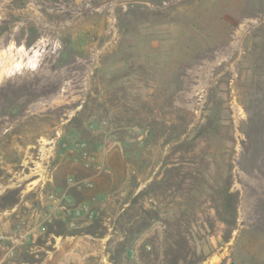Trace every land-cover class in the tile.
<instances>
[{"label": "rangeland", "instance_id": "374dc122", "mask_svg": "<svg viewBox=\"0 0 264 264\" xmlns=\"http://www.w3.org/2000/svg\"><path fill=\"white\" fill-rule=\"evenodd\" d=\"M0 1V264H264V0Z\"/></svg>", "mask_w": 264, "mask_h": 264}, {"label": "crops", "instance_id": "0c3cea01", "mask_svg": "<svg viewBox=\"0 0 264 264\" xmlns=\"http://www.w3.org/2000/svg\"><path fill=\"white\" fill-rule=\"evenodd\" d=\"M91 192V191H90ZM89 193V192H88ZM92 193V192H91ZM67 194V193H66ZM87 194L85 193V197H87L86 196ZM67 196H69L68 194H67ZM75 197V199H80L81 197H79V196H74ZM64 203H65V201L61 198V200H60V206H58V207H60V208H62L63 206H64ZM56 209V205L53 207V210H55ZM61 212V211H60ZM35 214L34 213H32L31 215H30V219L28 220V227H30V229L33 227H35L37 224H36V219H37V217H35L34 216ZM9 221L8 220H5V221H0V248H1V242H3L2 240H1V238L2 239H5V237L6 238H9V239H12L11 241H13L12 243H13V245L14 246H16V247H19V245H20V243H21V238H22V236L19 234L18 235V237H17V233H16V231H14L13 233H10L9 235H6V233H5V231H8L10 228H9ZM12 224H13V222H12ZM17 227V226H16ZM25 232V231H24ZM52 235H54L55 236V234H53V233H51ZM57 236V235H56ZM55 236V237H56ZM49 257H52V256H49ZM51 259V258H50ZM47 261V260H46ZM22 263V261L20 262V264ZM60 263L62 264V260H60Z\"/></svg>", "mask_w": 264, "mask_h": 264}, {"label": "bare ground", "instance_id": "6f19581e", "mask_svg": "<svg viewBox=\"0 0 264 264\" xmlns=\"http://www.w3.org/2000/svg\"><path fill=\"white\" fill-rule=\"evenodd\" d=\"M32 5H33V4H32ZM4 6H6V2H4V1H0V11L4 9ZM253 22H254V21H253ZM240 26H241V25H240ZM242 26H243V25H242ZM240 33H241V30H238V31L236 32L235 36H236V37L239 36ZM6 37H7V36H6ZM6 39H7V38H6ZM238 41H239V39H238V40L235 39V40L232 42V45H233V46L238 45ZM239 42H240V41H239ZM0 43H1V46H3V43H5V40H0ZM14 49H15L14 41H12V42L10 43V45L7 47V49L5 50V54H6V56H7L9 59H12L15 55L21 57V56L23 55L24 51H25L24 48H21L20 50H17L16 52H14ZM99 58H100V57H99ZM99 65H100V64H99ZM0 75H2V74H0ZM205 85H206V81H204V80L201 79V80L199 81V84L195 86V89H194L192 95L195 94L196 92H198V93L201 92L202 88H203ZM180 97H181V98H184V95H183V94H180ZM203 147L205 148V146H203ZM190 157H191L193 160H195V159L199 160V159H198V152H197V151H196V152H192L191 155H190ZM198 165H199V164H198Z\"/></svg>", "mask_w": 264, "mask_h": 264}, {"label": "built area", "instance_id": "2783aa9c", "mask_svg": "<svg viewBox=\"0 0 264 264\" xmlns=\"http://www.w3.org/2000/svg\"><path fill=\"white\" fill-rule=\"evenodd\" d=\"M88 211V207L86 205H81L75 208V214L81 215L82 213H86Z\"/></svg>", "mask_w": 264, "mask_h": 264}]
</instances>
